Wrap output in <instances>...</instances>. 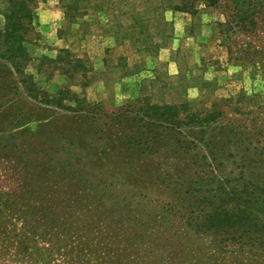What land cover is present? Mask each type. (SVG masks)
<instances>
[{"label": "trees", "instance_id": "obj_1", "mask_svg": "<svg viewBox=\"0 0 264 264\" xmlns=\"http://www.w3.org/2000/svg\"><path fill=\"white\" fill-rule=\"evenodd\" d=\"M193 1L226 7V23L219 26L227 36H257L264 21V0ZM32 2L9 0L3 14L0 84L11 85L40 115L60 118L34 119L35 130L25 131L47 130L55 155L45 153L51 186L29 187L35 192L30 196L42 194L47 204L37 197L24 209V236L69 247L77 261L94 253L100 264H238L255 247L264 250L260 97L241 93L219 101L233 105L229 112L200 99L160 104L141 97L109 114L69 89L51 94L27 72ZM172 7L192 13L187 5ZM227 49L230 55L232 47ZM74 61L83 68L82 59ZM209 236L210 251L200 252V237ZM216 254L221 259L214 262ZM253 260L245 257L244 264Z\"/></svg>", "mask_w": 264, "mask_h": 264}, {"label": "rangeland", "instance_id": "obj_2", "mask_svg": "<svg viewBox=\"0 0 264 264\" xmlns=\"http://www.w3.org/2000/svg\"><path fill=\"white\" fill-rule=\"evenodd\" d=\"M32 4L35 5L34 13L57 8L64 15L53 27L34 24L27 33L26 46L31 57L27 72L35 77L41 89L51 94L69 89L88 103L101 105L106 113L111 114L141 97H149L160 104L181 103L197 97L208 106L218 103L220 109L229 112L233 105L219 101L244 93L260 97L262 111L259 112L264 117V21L261 22V19L257 36H227L226 27L219 26L226 23L227 9L224 5L206 8L203 3L193 0H33ZM163 5H187L194 19L193 34L197 36L210 27L207 33L213 34L212 43L216 40L218 45L232 47L228 61L208 60L199 65L198 51L194 47L196 41H190V45L189 41H183L178 55L181 76L177 84L170 85L164 79L162 85L148 82L143 85L141 95L125 100V104L117 107L114 84L127 73V62L121 60L120 68L117 66L116 69L108 65L110 47L127 37L134 40L133 37H139L141 33H146L141 37L144 39L141 43H147L151 37L158 39L157 31L167 26L163 22L166 20L162 13ZM8 6L9 0H0V29L4 27L3 14ZM115 21L117 24L113 25ZM118 25L121 27L118 28ZM171 30H164V33ZM138 39L137 44L140 43ZM254 51L262 55L256 59L254 55L247 54ZM74 59H82L83 68H77ZM141 62L149 63L148 60ZM159 72L166 73L162 66ZM195 86L200 88L199 92H189ZM222 90L228 94L223 95L226 91ZM36 108L34 103L18 98L11 85L1 87L0 84V264H100L94 253L88 252L77 261L73 260L74 254L69 252V247L52 245L43 237L32 239L24 236L27 235L25 230L29 229L25 224L24 209L37 197L44 207L47 204L42 194L30 196L35 193L34 188L45 191L51 186L49 178L45 177L48 165L45 153L55 155V150L52 152L48 147L50 135L47 130L41 131L40 135L25 131L35 130L34 119L57 122L60 118L54 112L40 115ZM42 149L44 153L37 155V151ZM262 178L263 175L258 177ZM29 187L34 188L29 190ZM40 215L47 216L48 213L42 211ZM200 238L202 241L197 249L200 252L210 251L212 238ZM23 240L29 244L20 245ZM244 247L246 251L250 249L247 245ZM257 248L248 252L247 256L241 255L236 262L244 264L245 257H250L254 259L252 264H264V250ZM218 259L221 256L216 254L213 260L216 262Z\"/></svg>", "mask_w": 264, "mask_h": 264}, {"label": "crops", "instance_id": "obj_3", "mask_svg": "<svg viewBox=\"0 0 264 264\" xmlns=\"http://www.w3.org/2000/svg\"><path fill=\"white\" fill-rule=\"evenodd\" d=\"M162 9L163 17H166V20H163V22L167 26L165 29L157 31L156 37H159L158 39L151 37L148 38L147 43H141L144 40L141 37L146 34L141 33V36H139L140 39H138L139 37H133L135 39L132 40L130 37H127L125 41L113 43L110 47L108 65L116 69L121 60L127 62L125 64L127 73L114 84L116 90L115 104L117 107L125 104V100H131L141 95V89L144 88L143 85L148 82L154 83L155 85H162L164 83L162 79H164L165 82L175 86L179 76H181L178 55L181 50L180 44L183 41L187 43L189 41V45L190 41H196L194 47L198 51L197 63L199 65L208 60L228 61L229 53L227 47L218 45L215 43L216 40L212 43L213 34L211 36L210 33H207L208 30H211L210 27H207V29L202 30L199 35L195 36L193 34L194 19L190 13L177 11L172 6L167 5H163ZM128 15L130 16L131 14ZM63 16L61 9L48 8L46 10H39L34 15L33 23L41 27H53L63 19ZM116 24L115 21L113 25ZM119 27L121 25H118ZM168 29L172 30L164 33V30ZM213 32L217 34V31L214 29ZM153 36L155 35L153 34ZM137 39L140 42L138 44ZM142 60H148L149 63L146 65L141 62ZM160 66L164 67L166 73L161 74L159 72ZM135 69L137 70L134 71ZM199 90L200 88L195 86L189 92H199ZM224 93L228 94L227 91L222 94L224 95ZM186 100L188 102L195 101L197 97Z\"/></svg>", "mask_w": 264, "mask_h": 264}]
</instances>
